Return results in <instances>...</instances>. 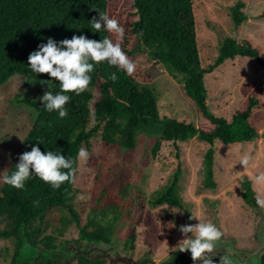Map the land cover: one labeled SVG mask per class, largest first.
I'll return each instance as SVG.
<instances>
[{
    "label": "trees",
    "instance_id": "16d2710c",
    "mask_svg": "<svg viewBox=\"0 0 264 264\" xmlns=\"http://www.w3.org/2000/svg\"><path fill=\"white\" fill-rule=\"evenodd\" d=\"M124 1L132 7L134 20L128 28L124 27L123 37L118 38L115 33L103 30L94 33L90 29L92 19L99 13L116 19L118 9L112 0H0V84L6 83L14 74L37 84L47 86L46 83H51L47 81L53 79L49 74L37 75L28 67L29 54L37 50L40 43H46L49 37L60 41L84 34L99 41L107 36L114 43L121 44L130 60L133 61L135 53L142 52L163 64L167 72L183 85L185 94L196 103L213 129L199 128L192 122L169 116L162 117L158 104L160 97L150 83L139 80L135 72L128 76L114 66L101 63L90 74L91 82L84 92L79 95L69 93L71 99L66 104L68 115L65 118H59L56 112H47L40 103H32L35 123L15 150L6 174L18 163L19 155L30 151L37 140L42 141L39 145L42 152L54 150L74 161L78 150L84 148L89 154L88 164L97 166L92 143L94 137L100 136L105 147L133 151L138 134L147 133L156 137L152 148L154 155L163 141L193 140L203 149L209 146L203 160L205 180L215 186L214 141L218 139L224 149H230L239 143H250L255 138L258 129L253 124L254 117L264 112V77L241 83L239 92L243 103L231 120L209 110L204 78L227 60L237 57H251V68L259 72L264 67L263 47L254 43L251 37H227L223 39L217 57L204 65L200 60L193 14L197 0ZM243 7L244 4H239L231 11L237 27L246 19ZM259 17L264 19V11ZM112 72L116 73L115 81L110 79ZM51 90L58 91V84L53 83ZM78 166L79 161H76L72 179L58 189H52L36 176L27 180L22 189L2 184L0 239H10L15 246L11 264H34L37 260L43 262V259L48 260L58 254H74L77 264H108L103 254L93 253L95 249L81 250L78 247L75 250L68 239L62 238L75 223L81 241L103 242L114 247L115 221L119 217L115 210H112L114 217L108 219L109 207L101 211L94 207L93 215L81 224L75 204L78 189L74 186ZM182 173L183 166L179 164L166 188L151 194L149 204L152 207L167 204L189 211L180 195ZM244 186L246 201L258 206L251 181L246 180ZM121 192L125 197L124 183L121 184ZM109 201L108 206L121 208L120 202ZM135 241L133 230L126 246L133 249ZM216 260L219 262L220 257ZM57 264L66 263L60 260ZM170 264H179L178 259Z\"/></svg>",
    "mask_w": 264,
    "mask_h": 264
},
{
    "label": "rangeland",
    "instance_id": "374dc122",
    "mask_svg": "<svg viewBox=\"0 0 264 264\" xmlns=\"http://www.w3.org/2000/svg\"><path fill=\"white\" fill-rule=\"evenodd\" d=\"M112 1L118 9L115 18L128 28L134 20L132 7L124 0ZM239 4H244L246 19L237 27L231 11ZM262 11L264 0H197L193 14L201 62L206 65L215 59L223 39L227 37H251L264 49V19L259 17ZM133 61L137 78L156 89L162 117L169 116L192 122L199 128L213 129L196 103L185 94L183 85L167 72L163 64L142 52L135 53ZM252 62L251 57L229 59L205 75L209 110L212 113L231 120L242 106L243 97L239 92L241 83L264 77V67L255 72L251 68ZM47 88L43 83H34L19 74L0 84V173H7L15 150L34 125L35 109L32 103L42 104L39 97ZM253 124L259 136H255L250 143H239L224 149L218 139L214 141L215 186L205 180L203 160L209 146L203 149L193 140L163 141L154 155L152 148L156 137L147 133L138 134L137 146L133 151L105 147L100 136L94 137L92 143L97 166L89 165L88 159L79 161L74 180V186L78 189L75 204L81 224L93 215L94 207L97 211L103 208L108 210L106 208L109 207L108 219L114 217L112 210L119 214L115 221L114 247L103 242L81 241L75 223L62 238L68 239L75 250L80 247L81 250L95 249L94 254L117 252L136 261H160L174 252L173 249L179 250L177 246L184 238L179 231L180 226L198 222L189 219L193 213L201 220L215 224L225 237L235 238L237 247L245 250L254 248L257 243L256 227L264 216V206H252L246 201L244 183L250 180L255 199L259 196L264 200V112L254 117ZM241 160H247V164L242 165ZM179 164L183 166L180 195L189 211L167 204L152 207L149 204L151 194L166 188ZM122 183L126 185L125 197L121 192ZM2 184L0 181V187ZM109 200L120 202L121 208L108 206ZM133 230L136 241L131 249L126 246V240ZM14 252L15 246L10 239H0V264H11ZM60 260L66 264H77L74 254L52 255L48 260H37L34 264H57Z\"/></svg>",
    "mask_w": 264,
    "mask_h": 264
},
{
    "label": "clouds",
    "instance_id": "9594fccd",
    "mask_svg": "<svg viewBox=\"0 0 264 264\" xmlns=\"http://www.w3.org/2000/svg\"><path fill=\"white\" fill-rule=\"evenodd\" d=\"M90 29L94 33L101 30L115 33L121 38L124 35V27L116 19L102 13L92 19ZM101 63L114 66L128 76H132L136 68L135 63L122 50L121 44L114 43L107 36L99 41L84 34L60 41L49 37L46 43H40L38 49L29 54L28 67L34 74L47 73L53 78L47 80L51 83H46L48 88L39 97L42 107L47 112H56L61 119L65 118L68 115L66 104L71 99L69 93L79 95L84 92L91 82L90 74ZM110 79H117L115 72L110 74ZM53 83L58 84V91L51 90ZM36 142L30 151L19 155L18 163L9 174L0 173V181L12 188L22 189L27 180L36 176L52 189H58L64 182L72 179L76 171L74 163L88 159L89 154L84 148L78 150L74 161L54 150L42 152L39 146L42 141ZM241 164L246 165L247 160H241ZM256 202L264 206V200L259 196ZM189 219H196L198 222L180 226L179 231L184 238L177 246L179 251H190L194 264L197 260L202 261V264H214L209 254L212 253L215 242L221 238V231L212 222H205L193 213ZM219 264H230V260L221 256Z\"/></svg>",
    "mask_w": 264,
    "mask_h": 264
},
{
    "label": "water",
    "instance_id": "95a60500",
    "mask_svg": "<svg viewBox=\"0 0 264 264\" xmlns=\"http://www.w3.org/2000/svg\"><path fill=\"white\" fill-rule=\"evenodd\" d=\"M259 136V133L256 134V137ZM256 246L250 250H245L237 247V240L235 238H227L224 235L215 242L212 253L209 255L212 256L214 264H219L215 260L216 257L226 256L230 260V264H262L264 257V216L260 218L257 223L256 233ZM177 257L183 259L185 264H194L190 251H179L176 250L172 252L166 259L155 261L144 259L136 261L131 257L128 259H119L112 262V259L108 260V264H169L174 261ZM195 264H202V261L197 260Z\"/></svg>",
    "mask_w": 264,
    "mask_h": 264
},
{
    "label": "flooded vegetation",
    "instance_id": "af4514ba",
    "mask_svg": "<svg viewBox=\"0 0 264 264\" xmlns=\"http://www.w3.org/2000/svg\"><path fill=\"white\" fill-rule=\"evenodd\" d=\"M105 257H106V259L107 260H109V259H112V262H114L115 260H119V259H127L128 258V256H126V255H123V254H120V253H117V252H108V253H104L103 254ZM177 259H178V262H179V264H185L184 262H183V259H181V258H179V257H177ZM215 260H216V258H215ZM217 261V260H216ZM172 262H174V261H172ZM218 262V261H217ZM171 263V262H170ZM169 263V264H170Z\"/></svg>",
    "mask_w": 264,
    "mask_h": 264
}]
</instances>
